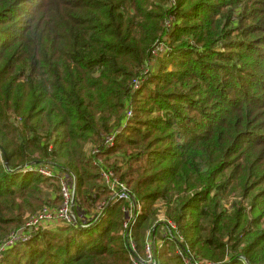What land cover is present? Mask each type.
I'll return each instance as SVG.
<instances>
[{"label":"trees","instance_id":"trees-1","mask_svg":"<svg viewBox=\"0 0 264 264\" xmlns=\"http://www.w3.org/2000/svg\"><path fill=\"white\" fill-rule=\"evenodd\" d=\"M168 2L0 0V244L60 203L58 181L24 165L73 174L89 216L107 202L95 221L41 231L0 264H131V242L142 258L147 241L157 264H184L180 253L264 264V0ZM160 44L170 67L129 97ZM123 97L134 115L103 153ZM94 147L125 157L111 168L140 203L130 240L85 155Z\"/></svg>","mask_w":264,"mask_h":264},{"label":"built area","instance_id":"built-area-1","mask_svg":"<svg viewBox=\"0 0 264 264\" xmlns=\"http://www.w3.org/2000/svg\"><path fill=\"white\" fill-rule=\"evenodd\" d=\"M171 21L172 19H169L166 22L167 26L170 25ZM159 50L162 53L163 49L161 44ZM142 81L143 80L140 78L131 81V93L139 90ZM131 118V110L127 109L122 124ZM114 140L115 132L105 138L102 144L103 148L106 149L113 146ZM100 152L99 147L92 148L89 152L90 160L99 170L101 184L108 194V203L112 201L122 203L121 209L124 212L125 219L122 222L121 228L125 238L130 240V227L139 214L140 203L136 200L127 185L119 179L113 169L106 165L104 157L100 155ZM23 171H33L44 178L57 180L59 185L60 203L55 207L43 206L40 210L30 214L25 223L18 229L9 233L2 244H0V257L8 249L18 244H25L31 241L41 231L47 229L54 230L60 227H79L88 225L89 222L97 219V216L103 210V207H105V203H107L106 201L101 202L97 205L95 213L89 216L84 212L79 201L76 199V180L73 174L63 171L54 165L44 163L23 166ZM168 226L171 229H175L174 224L170 222H168ZM129 247L132 259L131 264H157L155 254L151 249V243L149 241L146 242L144 256L142 258H138L134 254L135 251L132 242ZM180 256L184 264H207L197 260L191 261L188 258H185L181 253Z\"/></svg>","mask_w":264,"mask_h":264},{"label":"rangeland","instance_id":"rangeland-1","mask_svg":"<svg viewBox=\"0 0 264 264\" xmlns=\"http://www.w3.org/2000/svg\"><path fill=\"white\" fill-rule=\"evenodd\" d=\"M169 2H168V4L169 5H173L174 3H175V0H168ZM168 4L166 5V7L168 6ZM167 20V19H166ZM166 22V21H165ZM162 45V49H163V51H162V53H161V51L159 50V48H160V45H155L154 46V48H153V52L150 54V53H148V54H146L145 56H144V58L142 59V64L140 65V66H136L135 68H134V74H135V76L134 77H132L130 80H129V82L127 83V87L129 88V83H131V81L132 80H134V79H136V78H140V79H142L143 81H142V84H141V86L143 85V84H145L147 81H148V79L150 78V75L153 73V72H155V70L157 71V69L159 70L161 67H163V66H161V67H159V68H157V66H158V64L159 63H161L162 61L164 62V61H166V63H167V61H168V56H167V51H166V48L167 47H170V45H164V44H161ZM158 58V59H157ZM162 62V63H163ZM167 66L168 67H170L169 65H168V63H167ZM144 71V72H143ZM141 86H139V89L141 88ZM132 93H131V89H130V91H129V94H128V96L129 97H131L132 98V95H131ZM135 94V92L133 93V95ZM126 97V96H125ZM125 97H123V99H122V101L124 102V109H123V113H124V118H125V113H126V110L127 109H130L131 110V117L134 115L133 114V104H131V101H130V103H128V99H126ZM124 118H123V121H124ZM122 121V122H123ZM122 122H121V124L119 125V126H117L116 127V129L114 130V131H118V132H116L115 133V137H116V135L117 134H119L124 128H125V123L127 122H124L123 124H122ZM114 143H115V140H114ZM113 146H114V144H113ZM113 146H111V147H109V148H106L104 151H102L103 153L105 152V151H108V150H112L113 149ZM110 150V151H111ZM89 152H90V150H89V148H87L86 150H85V155L86 156H89ZM105 156H110V157H106L105 158ZM2 157V156H1ZM0 157V159H1V161L3 160L2 158ZM103 157V156H102ZM104 160H105V163H106V165L107 166H110V167H113V169L116 167H119V164L120 163H122V160H124L125 161V157H124V155L122 154V153H117V154H115V155H113V153H111V154H105L104 155ZM4 163V162H3ZM31 165V164H30ZM30 165H24V166H30ZM82 208H84V209H87V208H85V206H83L82 205ZM97 208V207H96ZM162 233H164V229L163 228H161L160 229V231H159V239L161 238V235H162ZM142 257V256H141Z\"/></svg>","mask_w":264,"mask_h":264},{"label":"water","instance_id":"water-1","mask_svg":"<svg viewBox=\"0 0 264 264\" xmlns=\"http://www.w3.org/2000/svg\"><path fill=\"white\" fill-rule=\"evenodd\" d=\"M1 153H2V159H3L4 165H6L7 164L6 154L4 151H1Z\"/></svg>","mask_w":264,"mask_h":264}]
</instances>
